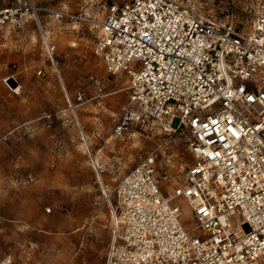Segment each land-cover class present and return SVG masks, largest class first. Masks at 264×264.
Wrapping results in <instances>:
<instances>
[{"label": "built area", "instance_id": "2783aa9c", "mask_svg": "<svg viewBox=\"0 0 264 264\" xmlns=\"http://www.w3.org/2000/svg\"><path fill=\"white\" fill-rule=\"evenodd\" d=\"M243 11L247 31L222 23L193 0H123L101 16L0 0V34L31 17L58 75L55 43L39 15L87 26L107 73L101 80L90 76L97 90L126 75L128 100L119 106L114 137L154 125L185 134L192 161L181 176L167 173L151 153L118 180L113 202L100 149H93L75 115L101 188L102 200L93 203L106 205L111 215L104 264H264V0H246ZM36 73L45 75L42 68ZM76 93L77 103L67 97L74 114L85 95ZM52 121V113L43 112L18 127L25 135L32 123L49 127ZM34 179L24 171L11 182ZM180 198L195 221L189 229L180 221ZM0 264H11L10 256Z\"/></svg>", "mask_w": 264, "mask_h": 264}, {"label": "rangeland", "instance_id": "374dc122", "mask_svg": "<svg viewBox=\"0 0 264 264\" xmlns=\"http://www.w3.org/2000/svg\"><path fill=\"white\" fill-rule=\"evenodd\" d=\"M27 1L101 16L109 4L123 0ZM193 1L222 23L248 30L243 11L246 0ZM14 2L1 0L4 5ZM39 18L55 43L60 75L46 57L31 17L0 34V262L10 256L11 264H104L111 215L106 205L100 208L93 203L102 200L101 188L81 147L75 115L93 149H100L102 176L113 202L118 180L142 157L155 154L160 167L177 177L192 157L185 134L179 131L132 126L126 136L114 137L119 106L128 100L123 89L126 75L120 73L97 90L90 76L101 80L107 73L93 54L95 38L87 26L58 23L45 14ZM23 34L27 42L21 40ZM39 68L44 76L37 75ZM78 90L85 95L74 114L67 97L77 103ZM43 112L52 113L51 126L34 122L23 135L18 126ZM24 171H31L34 181L13 184L12 177ZM176 201L181 207L180 221L191 228L195 224L191 208L182 198ZM48 206L50 212L45 209Z\"/></svg>", "mask_w": 264, "mask_h": 264}, {"label": "crops", "instance_id": "0c3cea01", "mask_svg": "<svg viewBox=\"0 0 264 264\" xmlns=\"http://www.w3.org/2000/svg\"><path fill=\"white\" fill-rule=\"evenodd\" d=\"M108 237H109L108 235L104 234V240H105V242H109V238Z\"/></svg>", "mask_w": 264, "mask_h": 264}, {"label": "bare ground", "instance_id": "6f19581e", "mask_svg": "<svg viewBox=\"0 0 264 264\" xmlns=\"http://www.w3.org/2000/svg\"><path fill=\"white\" fill-rule=\"evenodd\" d=\"M12 78V77H11ZM11 80V79H10ZM14 80V79H13ZM6 82V81H5ZM13 85V84H12ZM15 90H17V89H15Z\"/></svg>", "mask_w": 264, "mask_h": 264}]
</instances>
